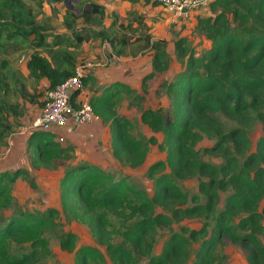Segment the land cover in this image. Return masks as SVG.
Listing matches in <instances>:
<instances>
[{
  "label": "trees",
  "instance_id": "16d2710c",
  "mask_svg": "<svg viewBox=\"0 0 264 264\" xmlns=\"http://www.w3.org/2000/svg\"><path fill=\"white\" fill-rule=\"evenodd\" d=\"M28 1L0 0V146L21 127L16 118L23 115V110L8 98L16 92L29 102L36 98L25 92L17 73L8 69L11 55L27 57L28 76L46 80L48 93L73 75L76 57L67 47L76 48L94 34L118 57L124 54L130 40L127 33L132 32L130 25L117 21L109 29L103 27L105 7L88 3V12L80 11L77 15L69 12L65 18L64 26L71 31L69 36L56 34L50 39L53 28L43 18V6L65 0ZM209 8L211 15L199 19L196 29L210 42L209 49L195 55L186 46V40L179 39L176 54L182 70L174 82L165 86L170 101L168 111L146 109L141 113L142 123L154 133H160L162 142L153 136L146 139L141 133L136 134L132 122L117 115L119 94L134 93L128 87L103 88L89 99L93 114L110 126V148L115 162L137 169L144 164L149 145L166 153L165 162L154 163L147 169L146 176L153 183L151 197L147 191L130 185L126 177L116 179L89 163L69 166L63 171L59 189L64 210H69L66 208L76 200L87 212L102 211L94 219L92 234L112 264H139L137 257H146V238L156 229L171 225L167 215L155 214L156 207L188 202L189 206L172 211V215L209 220L213 224L210 234L206 225L198 231L183 229L182 234H173L148 264H212L214 251L223 238L246 250L248 264H264V245L256 239L263 230L260 222L264 217V206L261 211L258 209L264 200V0H214ZM79 19L81 26L76 24ZM144 42L147 44L148 40ZM162 45L161 42L151 45L155 51L153 70L158 73L168 66ZM54 60L57 65L53 64ZM153 76L150 74L143 80V91L146 81ZM75 95L70 97V106L77 111ZM252 113L263 134L254 152H250ZM10 116L15 119L13 123ZM221 117L238 127L224 129ZM30 135L35 138L29 144L33 168L53 169L57 161L71 158L69 150L62 149L51 132ZM202 135L215 140L202 153L220 157V164L202 160L195 149ZM166 169L169 173H164ZM186 174L200 178L198 190L202 196L188 197L180 191L177 181ZM27 176L32 185L30 175L23 170L0 174V211L11 204L10 187L14 181ZM228 190L232 192L218 210L219 193ZM125 206L137 219L121 233L122 241L114 244L108 238L104 211ZM59 216L58 210L48 208L43 213H20L8 218L0 225V264H31L36 259L34 250L46 244L42 234L56 226ZM20 237L32 241L29 248L34 252L9 256L6 246ZM200 240L199 247L191 252L192 243ZM76 241L71 232L59 241L61 250L74 254L75 264L105 261L98 248L89 245L77 248Z\"/></svg>",
  "mask_w": 264,
  "mask_h": 264
},
{
  "label": "crops",
  "instance_id": "0c3cea01",
  "mask_svg": "<svg viewBox=\"0 0 264 264\" xmlns=\"http://www.w3.org/2000/svg\"><path fill=\"white\" fill-rule=\"evenodd\" d=\"M85 1L86 4L91 3ZM92 3L105 7L103 27L109 29L110 24L117 21L118 24L124 26L130 25L132 32L127 33L130 40L124 54L118 57L111 54L108 44L103 43L94 34L76 48H73L74 46L67 47L68 51L75 54V66L83 62L93 64V67L87 71L84 92L74 93L76 94L75 104L80 108L81 102L84 100L89 101L91 96L98 94L103 88L113 85L126 86L134 93L123 94L122 91L116 98L115 111L118 116L132 122L136 130H139L137 127L139 126L144 135L150 136V129L140 122V111L146 108L143 102L145 103L147 97L152 94L151 87L148 88V86L156 76L161 83L167 80L165 77H169V72H172L173 68L176 70L181 69L176 54V42L179 39H185L186 46L192 49L195 55H200L209 49L210 42L204 36L198 34L196 30L199 19L211 15L209 5L191 10L186 16H180L174 11L161 7L157 0H105ZM61 4H67V2L55 5ZM46 10V7H44L43 14L45 18L46 16L51 18L55 14L59 16L51 25L53 30L50 31L52 33L50 39L56 34L62 35V37L69 36L71 31L64 26V20L69 12L77 15L80 11H73L71 7L69 9L56 7V10L50 11V15H46ZM76 24L81 26V20H77ZM93 29L97 30L99 27H93ZM144 39L148 40L147 44ZM69 42L73 44L72 41ZM157 42L163 43L162 48L166 52L168 63L166 70L162 73L153 70L155 51L151 45ZM20 57H22L21 60L10 59L8 69L17 73L28 95L36 96L33 102L22 99L17 92L14 96L11 95L8 98L11 103H18L19 110H23V115L16 118V123L22 127L35 119L41 112L46 100L48 83L44 79L36 80L29 77L26 70L27 57L24 55ZM53 64H56L55 60ZM150 74H154V76L146 81V88L143 91V80ZM158 88L160 86L156 85L153 92L156 93ZM138 110L140 111L138 112ZM9 121L13 123L15 119L10 116ZM51 134L56 142H58V137H63L64 141L60 143V147L68 149L71 156L68 160H59L62 161L59 163L62 164L60 168L89 163L101 168L103 171H107L106 167L116 165L110 148V126L103 124L100 119L92 123L81 122L77 111L72 109L66 127L57 135L55 133ZM32 139L35 138L20 133V128H16L6 138V144L0 146V174L23 170L32 176V174L36 175L44 170L43 168L36 169L32 167L29 149V144L33 143ZM63 171L62 169L58 173L63 175Z\"/></svg>",
  "mask_w": 264,
  "mask_h": 264
},
{
  "label": "rangeland",
  "instance_id": "374dc122",
  "mask_svg": "<svg viewBox=\"0 0 264 264\" xmlns=\"http://www.w3.org/2000/svg\"><path fill=\"white\" fill-rule=\"evenodd\" d=\"M27 3L28 0H25ZM89 2H99L105 0H87ZM85 0H68L67 4L55 5L54 3H47L46 15H50L51 10H56V7H61L63 9H73V11H88L87 4ZM58 15H53V17L46 16L48 18L50 25L58 18ZM45 18V16H43ZM56 27V26H54ZM205 53V52H203ZM202 53V54H203ZM22 57L18 54L10 56L11 60H21ZM20 66V65H19ZM173 68V67H172ZM182 69L173 68L172 72H169V77L166 76L165 81L160 83L159 78L156 76L155 79L150 82L152 94L147 97V101L143 104L147 109L152 111H168L169 107V98L165 94V86L169 82H174L178 74ZM156 85H159L156 93H154V88ZM144 108V107H143ZM145 108V110H146ZM140 110H138L139 112ZM144 111V109H143ZM264 112V110H263ZM142 110L140 111V115ZM254 118L253 128L250 133V140L252 143V150L255 151V146L262 134V127L258 121H256L255 113H252ZM223 122L224 129L230 130L231 128L238 127V125L230 123L224 117H221ZM142 123V121H140ZM143 124V123H142ZM145 125V124H143ZM136 134L141 133L144 138L148 139L153 136L160 143L162 142V135L160 133H154L148 126L151 131L150 136H146L142 133L141 128L137 126ZM140 134V135H141ZM215 144L214 139H209L208 137L202 135V138L195 145V149L201 154L202 160L206 162H212L214 164H220L222 159L213 158L207 154L202 153L204 148H210ZM166 153L160 151L157 146L149 145V151L147 153L145 162L142 166L137 169H130L124 164L116 162V165L111 167H106L105 172L113 175L116 179L120 177H126L127 182L140 189L147 191L148 195L151 197L153 192V183L146 176L147 169L154 163L165 162ZM62 161H57L53 169H44L40 173L32 176L30 178L34 182L30 184L29 177H20L18 180L14 181V184L11 185V196L12 201L10 206L0 211V225L5 223L8 218L18 216L20 213H43L48 208H53L59 211L60 216L55 220L56 226L52 230L45 231L42 234V238L45 240L46 244L44 247H37L34 251L36 254V259L31 264H75L74 254L63 251L59 247V241L61 237L66 233H73L76 236V247L83 245H89L98 248L101 253L104 255L105 261L101 264H112L109 260L105 249L102 246H99L96 238L93 236V222L97 214L102 213L101 210H97L93 213L87 212L84 207L73 200L72 204L64 210L61 199H60V189L59 182L63 175L59 174V171H66L69 166L60 168ZM59 164V165H58ZM59 166V167H58ZM65 166V164H64ZM63 167V166H62ZM64 173V172H63ZM164 173H169V169H166ZM203 178H201L202 180ZM200 178L194 177L190 174H186L182 179L177 181V185L181 192L186 194L188 197L192 195L202 196L199 193L198 185ZM206 181V180H204ZM231 190L226 192L219 193L220 195V204L218 210L223 206L224 199L231 194ZM203 202V201H201ZM190 205L188 202L185 205H180L178 203H170L168 206H158L155 209V214H164L171 220V225L168 228H158L153 231L147 238L145 242V258H139V264H148L151 257L159 255L162 247L165 242L173 234H182L183 229L187 230H200L204 225H206L208 233L210 234L212 228V222L206 220L202 217L195 218H178L173 216L172 211L176 209H184ZM264 206V200L261 201L259 205V211H261ZM105 213V226L108 232V238L112 243L118 244L122 241L121 233L125 231L136 219L134 212L129 209V207H121L118 209H110L104 211ZM262 227V232L256 235L257 241L264 245V217L260 222ZM32 241L29 239H23L22 237L11 241L5 249V252L9 256L20 257L24 254H29L33 250L29 248ZM201 243V240L198 243H192L191 252L196 250ZM33 251V252H34ZM194 254V252H193ZM247 252L240 245L233 244L229 239L223 238L220 243L217 245L214 251V261L212 264H248L246 260ZM193 258V255H192Z\"/></svg>",
  "mask_w": 264,
  "mask_h": 264
},
{
  "label": "built area",
  "instance_id": "2783aa9c",
  "mask_svg": "<svg viewBox=\"0 0 264 264\" xmlns=\"http://www.w3.org/2000/svg\"><path fill=\"white\" fill-rule=\"evenodd\" d=\"M211 1L157 0L161 7L174 11L180 16H186L191 10L207 7ZM91 67L93 64L90 62L77 64L71 77L47 93L41 112L35 119L20 127V133L30 135L35 132H51L57 135L62 131L67 125L69 114L72 112L70 97L74 93L84 92V81L87 77V71ZM77 114L81 117V122L84 123L99 121V118L93 114L88 100L81 102ZM57 141L62 143L64 139L58 137Z\"/></svg>",
  "mask_w": 264,
  "mask_h": 264
},
{
  "label": "water",
  "instance_id": "95a60500",
  "mask_svg": "<svg viewBox=\"0 0 264 264\" xmlns=\"http://www.w3.org/2000/svg\"><path fill=\"white\" fill-rule=\"evenodd\" d=\"M65 1L68 2V0H65ZM85 12H88V11L84 10L83 13H85ZM79 120H81L80 116H79Z\"/></svg>",
  "mask_w": 264,
  "mask_h": 264
}]
</instances>
